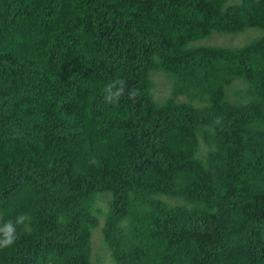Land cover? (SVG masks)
I'll use <instances>...</instances> for the list:
<instances>
[{
	"label": "trees",
	"instance_id": "trees-1",
	"mask_svg": "<svg viewBox=\"0 0 264 264\" xmlns=\"http://www.w3.org/2000/svg\"><path fill=\"white\" fill-rule=\"evenodd\" d=\"M229 1L0 0V264H93L99 228L114 264H264V37L193 44L264 29Z\"/></svg>",
	"mask_w": 264,
	"mask_h": 264
},
{
	"label": "rangeland",
	"instance_id": "rangeland-1",
	"mask_svg": "<svg viewBox=\"0 0 264 264\" xmlns=\"http://www.w3.org/2000/svg\"><path fill=\"white\" fill-rule=\"evenodd\" d=\"M240 0H230V4H237ZM264 37V29L251 28L245 30L240 34H225V33H213L206 39L197 41L193 44L196 45H218L223 47L236 48L251 43ZM153 80L156 83L157 91L156 98L159 101H164L167 98H172L173 94L171 91L172 81L162 73L153 72ZM177 101H184V97L176 98ZM205 153V149H202L201 154ZM107 207V197L101 196L98 199L95 209L101 214L99 215L100 223L102 225L104 220V210ZM92 263L93 264H114L111 253L106 247L101 234V228L97 229L92 237Z\"/></svg>",
	"mask_w": 264,
	"mask_h": 264
},
{
	"label": "clouds",
	"instance_id": "clouds-1",
	"mask_svg": "<svg viewBox=\"0 0 264 264\" xmlns=\"http://www.w3.org/2000/svg\"><path fill=\"white\" fill-rule=\"evenodd\" d=\"M104 102L106 104L118 103L125 93V82L123 80H115L104 88ZM138 90H130L128 96L135 99ZM28 217L25 214L16 216L15 220H8L0 223V249L10 248L17 239V226L25 225Z\"/></svg>",
	"mask_w": 264,
	"mask_h": 264
}]
</instances>
